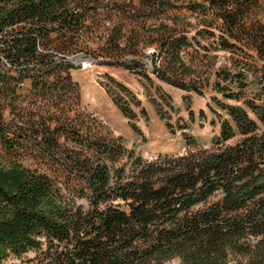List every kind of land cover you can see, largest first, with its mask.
I'll return each instance as SVG.
<instances>
[{
    "label": "trees",
    "instance_id": "obj_1",
    "mask_svg": "<svg viewBox=\"0 0 264 264\" xmlns=\"http://www.w3.org/2000/svg\"><path fill=\"white\" fill-rule=\"evenodd\" d=\"M77 54L211 88L219 135L145 157L83 103ZM174 260L264 264V0H0V264Z\"/></svg>",
    "mask_w": 264,
    "mask_h": 264
},
{
    "label": "rangeland",
    "instance_id": "obj_2",
    "mask_svg": "<svg viewBox=\"0 0 264 264\" xmlns=\"http://www.w3.org/2000/svg\"><path fill=\"white\" fill-rule=\"evenodd\" d=\"M195 20L192 18V21ZM90 46L96 49L99 45L95 41L90 43ZM76 58L80 59L83 56L78 55ZM97 70L106 72L116 82L126 86L131 94L122 91L116 83L106 78V74L102 82L94 71H85L77 67L72 73L81 86L83 103L103 119L117 135L128 139L130 145L136 143L138 151H141L145 157H152L160 152L184 151V133L194 135L199 143L206 146H210L213 139L219 135L221 128L219 119L211 109V107L218 108L212 100V96H216V93L211 88L205 89V94L201 96L181 91L156 77H152V81L140 79L125 66L100 64ZM31 87L32 82L26 81L20 93L28 94ZM164 94L172 97V105L167 103ZM117 96L125 98L129 108L136 113L137 117L133 122L141 128L145 140L135 135L131 120L114 101ZM137 101L140 105H137ZM154 102L159 104V109ZM191 111L195 114V121L191 118ZM6 118L11 119L9 110L6 112ZM168 122L177 129L176 134L168 128ZM180 126H185V129H180ZM168 264H179V261L174 260Z\"/></svg>",
    "mask_w": 264,
    "mask_h": 264
},
{
    "label": "built area",
    "instance_id": "obj_3",
    "mask_svg": "<svg viewBox=\"0 0 264 264\" xmlns=\"http://www.w3.org/2000/svg\"><path fill=\"white\" fill-rule=\"evenodd\" d=\"M153 54V50L152 49H148L147 53H146V57H145V64L147 66V68L150 70V72H152V60H151V56ZM81 55L83 56V58H76V56ZM71 62L76 66V67H80L81 70H85V71H94L97 75V78L101 79L102 81L104 80L103 76L106 74V72L97 70L98 65H100L99 61L96 60L94 57L92 56H87L85 54H77L75 56H72L70 58Z\"/></svg>",
    "mask_w": 264,
    "mask_h": 264
}]
</instances>
